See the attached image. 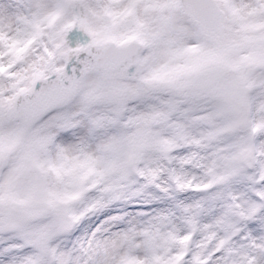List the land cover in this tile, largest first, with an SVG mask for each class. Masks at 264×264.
Here are the masks:
<instances>
[{"label":"snow or ice","instance_id":"6c2138e0","mask_svg":"<svg viewBox=\"0 0 264 264\" xmlns=\"http://www.w3.org/2000/svg\"><path fill=\"white\" fill-rule=\"evenodd\" d=\"M0 264H264V0H0Z\"/></svg>","mask_w":264,"mask_h":264}]
</instances>
